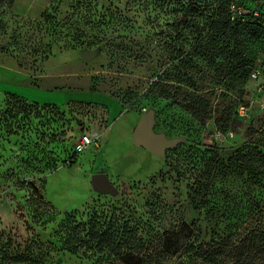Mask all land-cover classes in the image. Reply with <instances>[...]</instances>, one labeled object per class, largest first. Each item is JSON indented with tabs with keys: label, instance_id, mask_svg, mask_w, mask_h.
Returning a JSON list of instances; mask_svg holds the SVG:
<instances>
[{
	"label": "rangeland",
	"instance_id": "rangeland-1",
	"mask_svg": "<svg viewBox=\"0 0 264 264\" xmlns=\"http://www.w3.org/2000/svg\"><path fill=\"white\" fill-rule=\"evenodd\" d=\"M242 4L248 11L256 6ZM187 5L54 0L42 19L31 20L0 4L1 253L42 252L40 264H107L63 250L60 225L68 215L84 222L93 210L112 207L138 219L147 233L181 219L197 222L207 240L210 226L188 198L200 180L197 199L209 201L225 225L264 200V189L246 177L206 170L213 152L227 160L247 141L264 150V51L243 82L197 46L211 13L193 11L185 19ZM84 50L97 54L83 62ZM181 90L208 102L205 121L178 106L172 95ZM240 104L248 108L243 119L236 114ZM142 109L153 112L154 133L184 139L167 157L134 145ZM217 132L227 138L220 141ZM83 135L92 143L75 152ZM94 174H105L112 191L96 189ZM182 260L175 255L168 264Z\"/></svg>",
	"mask_w": 264,
	"mask_h": 264
},
{
	"label": "trees",
	"instance_id": "trees-1",
	"mask_svg": "<svg viewBox=\"0 0 264 264\" xmlns=\"http://www.w3.org/2000/svg\"><path fill=\"white\" fill-rule=\"evenodd\" d=\"M232 1L186 0L188 5L183 17L193 19V11H210L206 38L202 39L200 33L196 44L206 50L208 56L220 58V64L244 82L249 78L258 55L264 51V4L258 7V17L249 13L243 21H231ZM234 1L246 7L242 0ZM53 2L39 19L50 12ZM0 4H5L10 11L12 1L0 0ZM172 97H176L178 106L194 119L205 121L208 102L203 98L185 90ZM237 118L240 119L238 115ZM210 158L206 165L208 174L215 175L217 171L233 173L264 189V150L252 142L243 143L227 160H223L218 152L211 153ZM196 182L191 186L192 193L188 198L194 211L199 214L203 211L210 226L207 240L197 222L188 224L181 219L161 231L154 229L147 233L143 225L137 223L138 219L127 216L120 207H112L100 212L93 210L84 222H77L73 214L66 216L60 225L62 249L71 254H89L97 257L98 262L107 264H168L175 255H184V261L179 264H264V200L258 198L250 203L247 215H235L237 225H225L209 201L197 199L204 184L202 180ZM154 218L161 219L160 216ZM43 247V244L38 245L37 249L41 251ZM41 253L30 250L24 255L8 256L0 251V263L40 264Z\"/></svg>",
	"mask_w": 264,
	"mask_h": 264
},
{
	"label": "water",
	"instance_id": "water-1",
	"mask_svg": "<svg viewBox=\"0 0 264 264\" xmlns=\"http://www.w3.org/2000/svg\"><path fill=\"white\" fill-rule=\"evenodd\" d=\"M96 51H81L80 58L88 62L96 56ZM154 114L152 111L144 112L140 116L132 134L133 143L137 148H142L149 154L164 158L167 151L176 148L184 139H168L163 134L153 131ZM91 184L101 191H112L113 187L105 174H94L90 177Z\"/></svg>",
	"mask_w": 264,
	"mask_h": 264
},
{
	"label": "built area",
	"instance_id": "built-area-1",
	"mask_svg": "<svg viewBox=\"0 0 264 264\" xmlns=\"http://www.w3.org/2000/svg\"><path fill=\"white\" fill-rule=\"evenodd\" d=\"M256 6L253 10L248 11L246 8L242 7L241 5L237 4V1H232L230 4V13H231V21H243L246 14L251 13L253 16L258 17L260 15V11L258 9L260 4H264V0H255ZM259 72L255 70L253 72V77L257 78ZM142 113L146 112L145 109L141 110ZM248 114V108L245 105H238L237 108V115L240 119H243ZM231 136V135H229ZM216 137L220 141H224L227 138V135H223L220 132L216 133ZM92 139H90L87 135H83L79 138L75 146V152H81L85 150L89 145H91Z\"/></svg>",
	"mask_w": 264,
	"mask_h": 264
},
{
	"label": "crops",
	"instance_id": "crops-1",
	"mask_svg": "<svg viewBox=\"0 0 264 264\" xmlns=\"http://www.w3.org/2000/svg\"><path fill=\"white\" fill-rule=\"evenodd\" d=\"M10 13L14 16L36 20L50 6L52 0H41V5L36 6L39 0H11ZM40 3V1L38 2ZM39 7V8H38Z\"/></svg>",
	"mask_w": 264,
	"mask_h": 264
}]
</instances>
